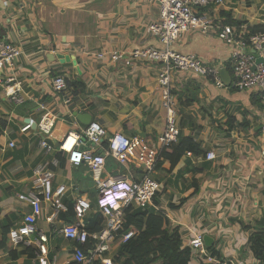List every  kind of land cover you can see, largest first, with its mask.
Masks as SVG:
<instances>
[{"label":"crops","instance_id":"0c3cea01","mask_svg":"<svg viewBox=\"0 0 264 264\" xmlns=\"http://www.w3.org/2000/svg\"><path fill=\"white\" fill-rule=\"evenodd\" d=\"M206 14L221 23L229 17L247 31H258L264 26V0H226L224 6ZM156 19L157 7L148 0H0V38L18 46L22 53L14 68L1 74L0 240L6 226L11 229L30 212L18 196L31 190L33 169L59 154H45L37 147L39 103L55 120L48 136L53 146L68 133L81 132L91 123L108 135L122 133L154 141L161 134L165 111L157 67L143 63L133 71L129 66L95 59L101 51L163 49L148 28ZM170 49L221 67L230 82L222 81L224 87L218 89L208 78L197 77L182 91H175L180 135L191 137L205 156L212 152L215 159L208 161L188 152L170 174L164 163L153 175L161 185L158 207L164 209L172 227H179L184 246L192 239L191 232H201L211 238L221 262L259 264L249 250V233L244 227L264 224V105L251 91L232 89V46L193 32ZM56 55L74 59L60 63ZM55 75L83 85L82 89L68 88L67 94L72 96L69 105L63 104V95L51 89L50 80ZM9 77L22 90L20 105L7 96L5 88L12 84L6 83ZM78 115H88L89 124H82ZM229 118L234 119L231 128L227 126ZM28 124L31 128L22 132ZM208 134L217 142L209 144ZM191 168L199 173L193 174ZM51 169L54 188H66L63 201L67 208L80 198L91 203L96 199L92 175L84 166L76 167L65 160L63 167ZM105 170L109 176L116 173L111 162L106 163ZM178 171L185 172L180 179L176 177ZM182 199L187 201L179 207ZM67 212L51 222V210L42 204L36 225L48 238L49 264H72L75 244L52 236V231L67 222ZM92 212L96 213L95 206L84 217L86 231ZM69 220L74 223L75 217ZM119 245L116 237L104 257L113 261ZM0 264H39V258L35 247H13L7 240V246L0 250Z\"/></svg>","mask_w":264,"mask_h":264},{"label":"built area","instance_id":"2783aa9c","mask_svg":"<svg viewBox=\"0 0 264 264\" xmlns=\"http://www.w3.org/2000/svg\"><path fill=\"white\" fill-rule=\"evenodd\" d=\"M157 7V19L149 25V32L157 38L163 49H134L130 52L112 51L98 52L95 59L99 62L129 66L133 71L143 63L157 67V83L160 91L161 106L165 111V124L160 135L154 141L140 137H127L122 133L108 135L96 123H91L81 132H70L63 137L57 146H53L48 136L54 126V117L48 108L39 103L37 111L41 113L36 123L38 130L37 147L45 154L59 153L73 166H84L92 175L96 191L95 209L102 219L99 232L89 234L84 229V217L91 210L92 203L88 199H77L73 205L74 223H63L59 229L52 231V236H58L75 244L71 251L72 263L113 264L104 254L117 237L129 207H150L156 209L153 200L161 191V185L154 179L161 151L177 142L179 128L175 105V91H182L185 84L193 78H208L216 88L224 87L220 77L221 67L208 63L193 54L174 52L170 46L189 33H199L215 37L226 45L233 47L231 52L232 88L237 91H251L257 95L264 105V26L256 32L245 30L243 26L223 24L207 15L209 9L220 8L226 0H148ZM204 13V14H201ZM21 49L0 38V85L1 74L12 70L21 55ZM260 59V63L257 60ZM9 77L6 83H12ZM177 83V85L175 84ZM54 94L63 95V104L69 105L72 96L67 94V80L62 75H55L50 80ZM10 100L20 105L23 102L22 90L17 83L6 88ZM31 126L25 125L22 132ZM14 144L11 143L10 147ZM264 156V152L262 153ZM208 161L215 159L212 152L206 153ZM111 162L116 167L113 176L106 175V163ZM57 158L40 163L33 169L32 188L18 199L26 203L30 212L7 233V240L13 247H35L39 264H49L47 260V236L37 228V220L42 215V204H47L51 210L49 221L56 219L60 213L67 212L64 203L65 186L54 188V173L51 167H58ZM138 172L135 173L133 170ZM105 174L103 179L101 174ZM138 175V176H137ZM137 176V177H136ZM116 187L120 191H116ZM120 195L122 199L115 201L113 196ZM114 202V205L111 204ZM189 241L191 248V264H226L214 257L206 248L201 232H191ZM137 231L129 229L121 235L119 244H124L134 238ZM88 240L94 241L93 247L83 249ZM230 263V262H228Z\"/></svg>","mask_w":264,"mask_h":264},{"label":"trees","instance_id":"16d2710c","mask_svg":"<svg viewBox=\"0 0 264 264\" xmlns=\"http://www.w3.org/2000/svg\"><path fill=\"white\" fill-rule=\"evenodd\" d=\"M223 24L240 25L229 17L224 20ZM67 86L68 88H83L81 83L70 81H67ZM258 99L261 102V99ZM232 124H234V119L229 118L227 126L231 128ZM188 152L195 157L205 156V153L200 149L197 142L191 137H183L179 133L177 142L165 147L161 151L160 160L157 163L155 171H160L164 163H167V172L169 174L172 173L183 156ZM57 158L59 165L63 167L65 163L64 156L58 154ZM189 171L193 174L199 173L195 168H191ZM184 173V171H178L176 177L180 179ZM159 197L160 193L155 196L153 200L154 204L159 205ZM186 201V199L180 200V206H183ZM95 204L96 199L93 200L92 207ZM92 213L87 231L89 233L99 232L101 230L102 218L98 213ZM60 216L62 217L63 213H60ZM73 216V205L68 204V212L64 217L67 220L66 223L71 222L69 218H73ZM129 229L137 231V235L126 243L119 245L118 251L113 257V264H191V248L189 244L184 246L180 237L179 227H172L170 220L164 213H156L150 207L144 209L129 207L125 210L122 226L117 233V240L119 241L121 235L129 231ZM3 230V237L0 240V250L7 246L6 235L10 230V226H6ZM244 231L249 233L247 242L253 257L259 264H264V224L259 223L254 227L246 226L244 227ZM93 244L94 241L88 240L83 249L92 248ZM207 250L214 257L221 259L220 253L214 247L209 246ZM92 264L101 263L94 261Z\"/></svg>","mask_w":264,"mask_h":264},{"label":"water","instance_id":"95a60500","mask_svg":"<svg viewBox=\"0 0 264 264\" xmlns=\"http://www.w3.org/2000/svg\"><path fill=\"white\" fill-rule=\"evenodd\" d=\"M56 59L59 60L60 63L66 61V60H70V59H74V57H69V56H63V55H56ZM260 59L257 60V63H260ZM75 63V62H74ZM220 77H221V80L225 83V84H228L230 82V79H229V76L227 75V73L224 71V70H221L220 71ZM78 119L80 120V122L82 124H89V116L88 115H78L77 116ZM203 242H204V245L207 247L211 246V238L208 237V236H204L203 235Z\"/></svg>","mask_w":264,"mask_h":264},{"label":"rangeland","instance_id":"374dc122","mask_svg":"<svg viewBox=\"0 0 264 264\" xmlns=\"http://www.w3.org/2000/svg\"><path fill=\"white\" fill-rule=\"evenodd\" d=\"M175 84L177 85L176 82H175ZM261 103H262V102H261ZM262 105H263V104H262ZM164 116H165V115H164ZM210 123H211V124H214L215 122H214V121H211ZM209 126H210V125H209ZM215 127H216V126H215ZM206 137H207V139H210V140H208V143H209V144H214V143L217 142V138H215L213 134H211V135L208 134ZM180 203H181V202L179 201V202H178L179 206H180ZM155 206H156L157 208H156V209H153L154 212H156V213L161 212V214L164 213V209L158 207V205H156V204H155ZM167 207H168V205H167ZM180 207H182V206H180Z\"/></svg>","mask_w":264,"mask_h":264},{"label":"clouds","instance_id":"9594fccd","mask_svg":"<svg viewBox=\"0 0 264 264\" xmlns=\"http://www.w3.org/2000/svg\"><path fill=\"white\" fill-rule=\"evenodd\" d=\"M116 191H120V189L116 187ZM113 199H114V202L115 201H120L122 199V197H120V195H117V197L113 196ZM114 202H112L111 204L114 205Z\"/></svg>","mask_w":264,"mask_h":264}]
</instances>
